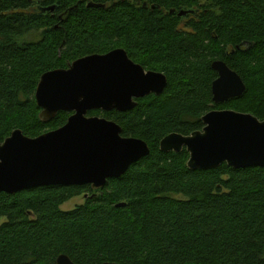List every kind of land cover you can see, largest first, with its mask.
<instances>
[{
	"label": "trees",
	"instance_id": "1",
	"mask_svg": "<svg viewBox=\"0 0 264 264\" xmlns=\"http://www.w3.org/2000/svg\"><path fill=\"white\" fill-rule=\"evenodd\" d=\"M37 1L0 0L1 142L15 129L37 137L66 123L71 113L62 111L41 121L34 94L44 72L80 57L123 48L145 70L164 73L167 86L130 111L88 112L148 144V156L122 176L99 190L0 193V264H56L60 254L75 264H264V168L191 170L186 149L159 148L166 135L202 130L204 114L233 103L264 119V0H91L104 8L39 0L56 6L44 14ZM39 31L40 39H25ZM215 60L242 78L240 97L213 103ZM81 194L82 204L61 209Z\"/></svg>",
	"mask_w": 264,
	"mask_h": 264
},
{
	"label": "water",
	"instance_id": "2",
	"mask_svg": "<svg viewBox=\"0 0 264 264\" xmlns=\"http://www.w3.org/2000/svg\"><path fill=\"white\" fill-rule=\"evenodd\" d=\"M106 6L87 4L92 8ZM55 8L52 5L43 10L52 12ZM187 13L182 10L179 15ZM211 67L217 73L211 85L214 104L225 103L245 92L242 78L224 61L215 60ZM166 86L164 73L145 70L123 48L86 55L67 68L44 72L34 94L41 109L40 120L49 122L61 111L71 114L64 125L37 137H28L15 129L0 141V193L16 194L52 185H90L99 190L108 179L122 176L132 164L148 156V144L140 138L123 136L115 121L89 116L88 112L130 111L137 106L138 99L161 95ZM201 120L202 130L189 135L173 132L163 137L160 150L186 149V165L191 170L214 169L223 163L235 169L264 168V119L224 109L211 110ZM56 264L75 263L66 254H60Z\"/></svg>",
	"mask_w": 264,
	"mask_h": 264
},
{
	"label": "rangeland",
	"instance_id": "3",
	"mask_svg": "<svg viewBox=\"0 0 264 264\" xmlns=\"http://www.w3.org/2000/svg\"><path fill=\"white\" fill-rule=\"evenodd\" d=\"M131 3H133V1H131ZM40 33H41L40 31L39 32H32L31 34L27 35L25 37V39H27V40H38L41 37ZM234 107H235L234 103L230 106H227V108H229L230 110H234ZM101 112H103V111H101ZM96 116L103 117V114L99 113ZM85 197H86L85 194H81L79 196H76V197L70 199L69 201L65 202L63 205H61V209L64 211L72 210L77 205L82 204L84 202Z\"/></svg>",
	"mask_w": 264,
	"mask_h": 264
},
{
	"label": "flooded vegetation",
	"instance_id": "4",
	"mask_svg": "<svg viewBox=\"0 0 264 264\" xmlns=\"http://www.w3.org/2000/svg\"><path fill=\"white\" fill-rule=\"evenodd\" d=\"M121 1H124V0H121ZM130 1H136V4L137 5H140V2L138 1V0H130ZM89 2H93V3H96V2H94V1H91V0H86V3H85V5H86V7H87V4L89 3ZM144 4L146 5V6H144ZM143 4V8H150L151 10H153V9H155L156 8V5L155 4H152V5H147L146 3H144ZM35 5V7H34V9L35 10H37L39 13H48V12H51V11H47V12H44V10H43V8H45V7H43V6H41V5H39V0L34 4ZM153 5H155V8H152V6ZM158 7V6H157ZM89 8H92V7H89ZM94 8V7H93ZM56 10V8L54 9V11ZM54 11H52V12H54ZM172 13H175V11H171Z\"/></svg>",
	"mask_w": 264,
	"mask_h": 264
}]
</instances>
